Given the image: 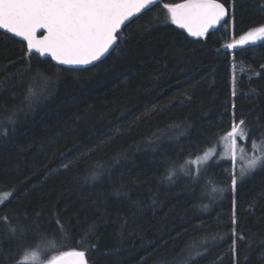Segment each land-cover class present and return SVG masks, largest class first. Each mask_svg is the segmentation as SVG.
<instances>
[{"label": "trees", "instance_id": "16d2710c", "mask_svg": "<svg viewBox=\"0 0 264 264\" xmlns=\"http://www.w3.org/2000/svg\"><path fill=\"white\" fill-rule=\"evenodd\" d=\"M183 1L165 0L135 19L126 43L90 71L29 55L24 43L0 31V125L9 127L0 135V216L8 217L0 221V264H18L41 234L61 251L88 250L90 264H184L217 230L223 239L205 245L196 264H233L231 163L219 162L194 185L185 173L199 172L194 161L218 145L233 118L243 116L260 135L264 42L226 45L264 26V0H217L232 19L206 40L167 20L162 5ZM47 77L52 94L29 111V85L40 92ZM13 112L14 132L7 125ZM100 166L110 174L86 183ZM169 167L183 169L174 183L166 179ZM212 185L225 192L210 204ZM235 196L236 227L245 236L237 241L239 264H264V172L238 184ZM93 223L95 235L81 240ZM9 225L28 229L23 245ZM93 241L98 247L89 250Z\"/></svg>", "mask_w": 264, "mask_h": 264}, {"label": "snow or ice", "instance_id": "6c2138e0", "mask_svg": "<svg viewBox=\"0 0 264 264\" xmlns=\"http://www.w3.org/2000/svg\"><path fill=\"white\" fill-rule=\"evenodd\" d=\"M158 2L159 0H0V29L27 41V54L29 55L36 53L40 56H50L60 65L90 71L89 66L95 67L97 62L103 63L111 55V52L120 48L121 43H126L125 34L132 24L136 23L133 17L139 18V13L151 10L152 6ZM162 7L167 10V20H170L171 24L178 25L180 29H185L190 37L198 39L206 40L209 37V29L216 26H227L232 19L230 8H226L225 4L219 3L217 0H184L182 3H164ZM226 17L228 19H225ZM221 21H224L223 25H221ZM38 32L40 33L39 38L37 37ZM258 37L264 38V26L249 31L246 35H242L238 41L234 40L226 47L228 49L236 48L238 45L247 44L250 39L255 41ZM53 87L52 77L46 78V85L40 92H37L30 84L24 97L25 107L31 111L42 98L46 99L52 94ZM232 107L235 108V104ZM17 115L18 112L10 113L7 120V125L11 126L13 132ZM229 128L230 130L221 139L226 143L227 153L231 155L233 161L229 165L227 189L231 193L232 199V227L229 231L232 237L233 264H239L237 241H244L245 236L236 227L238 220L235 213V193L238 183L243 185L257 172H264V125L259 126V137L252 131V127L246 123L243 116L239 120L233 118ZM8 134L9 127L0 125V135L6 137ZM237 136L247 138L246 147L253 153L251 156H247V153H243L241 150L243 163L238 172L235 164ZM158 140L159 137L152 142L156 143ZM217 143H219V139ZM213 155L216 156V159L207 163ZM245 157L247 158L245 159ZM219 159V154L213 153L211 150L205 151L203 154L205 167L198 173L191 168L185 173L189 182L194 185L199 183L201 178L207 179L209 172L219 165ZM198 162L199 160H197ZM71 163V161L65 162L62 165L63 169L67 171ZM182 170V168L169 167L166 179L174 183L173 177ZM109 174V169L100 166L87 178L86 183L95 184ZM205 192H207V186H205ZM224 192L223 187L212 185V194L209 195L210 204L222 199ZM217 193L218 195H216ZM3 202L4 199H0V204ZM255 203L254 201L249 205L253 211ZM200 207L207 211L209 204L201 203ZM0 221L8 223V217L0 216ZM56 223L62 238H67V229L59 217H57ZM9 231L16 234L22 245L28 239V229L24 225L16 227L9 225ZM89 234L95 235V223L89 225L88 230L81 234V240ZM222 239L223 235L219 230L207 233L203 238L201 248L195 253H190L185 258L184 264H196L197 259L208 251L205 245L215 244ZM37 240L39 243L36 250H25L23 259L18 264H28L29 261H37L38 264H90L88 250L61 251L59 250L61 245L53 244L44 234L38 236ZM248 243L250 244L251 240ZM97 247V242H90L89 250H94ZM53 252H55L54 255ZM41 256L44 258L41 259Z\"/></svg>", "mask_w": 264, "mask_h": 264}, {"label": "rangeland", "instance_id": "374dc122", "mask_svg": "<svg viewBox=\"0 0 264 264\" xmlns=\"http://www.w3.org/2000/svg\"><path fill=\"white\" fill-rule=\"evenodd\" d=\"M261 42H264V38H259L258 37L257 38V43H261ZM228 50H231V49H228ZM238 68H239L238 66L234 65L233 82H234L235 87L237 86V79H238L237 74H238V70H239ZM246 145H247V138L237 136V138H236V161H235L237 172L239 171V168L242 166V163H243V161L241 159V156H242L241 150H243V153H247V156H251L253 154L249 150V148L246 147ZM210 150L213 153L219 154V156H220L219 162H228V163H231V164L233 163L231 155L227 153V145H226V143L224 142L223 139L218 143V145L216 147H214V148H212ZM246 158L247 157H245V159ZM212 159H216V156L215 155L211 156L207 163H210ZM197 160H199L198 163H197ZM194 164H195L194 166L196 168V171L202 170L205 167V161L203 160V155L200 156L199 158H197L194 161ZM228 170L230 171V168H228ZM211 194L212 193L210 192V195ZM216 195H218V193ZM41 259H42V256H41ZM29 262H31L33 264H38L37 261H29Z\"/></svg>", "mask_w": 264, "mask_h": 264}, {"label": "water", "instance_id": "95a60500", "mask_svg": "<svg viewBox=\"0 0 264 264\" xmlns=\"http://www.w3.org/2000/svg\"><path fill=\"white\" fill-rule=\"evenodd\" d=\"M163 1H165V0H159V2L156 4V5H154V6H152V8H154L155 6H157L158 4H160V3H162ZM184 2V1H183ZM217 2H219V3H222V2H220V1H217ZM182 3V2H181ZM224 4V3H223ZM225 7L226 8H229L226 4H225ZM151 8V9H152ZM147 11H149V10H144L143 12H141V13H139L138 14V17H140V16H142L144 13H146ZM230 16H231V10H230ZM135 19H137V17H133V20H135ZM225 19H228V17H226ZM224 24V21H221V25H223ZM178 26V25H177ZM179 27V26H178ZM221 28V26H216L215 28H213V29H209V34H211V33H214V32H216V31H218L219 29ZM184 33H186L187 34V32H186V30L185 29H181ZM0 31L1 32H3V33H6V34H8V35H10V36H12V37H14L15 39H17L18 41H20V42H22V43H24L25 45H26V47H27V41H25L22 37H19V36H15L13 33H9V32H7L6 30H4V29H0ZM41 31H43V30H41ZM39 36H40V33L38 32L37 33V37L39 38ZM187 36L188 37H190L188 34H187ZM190 38H194V37H190ZM257 43V39L255 40V41H253V40H249V42L247 43V44H244V45H238L236 48H233V49H237V48H242V47H247V46H250V45H253V44H256ZM109 51H111V49L109 50ZM33 55H37V56H39L41 59H44V60H50V61H52L54 64H56V65H59V66H62V67H68V66H64V65H60L57 61H55L54 59H52L50 56H40L39 54H36V53H32Z\"/></svg>", "mask_w": 264, "mask_h": 264}, {"label": "flooded vegetation", "instance_id": "af4514ba", "mask_svg": "<svg viewBox=\"0 0 264 264\" xmlns=\"http://www.w3.org/2000/svg\"><path fill=\"white\" fill-rule=\"evenodd\" d=\"M233 49V48H232Z\"/></svg>", "mask_w": 264, "mask_h": 264}]
</instances>
